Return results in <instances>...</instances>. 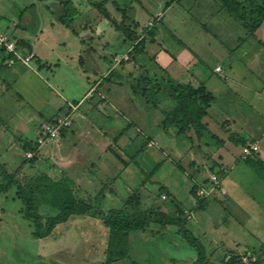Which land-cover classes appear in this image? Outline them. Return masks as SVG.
<instances>
[{
  "label": "rangeland",
  "instance_id": "rangeland-1",
  "mask_svg": "<svg viewBox=\"0 0 264 264\" xmlns=\"http://www.w3.org/2000/svg\"><path fill=\"white\" fill-rule=\"evenodd\" d=\"M9 2L14 4V14L22 16V23L24 14L30 16L34 11L40 16L47 26L44 34L58 42L61 56L79 51L87 73H79L68 59L54 72L36 71L38 76L30 72L17 83L10 79L3 82L0 77V163L23 181L43 171L59 176L62 171L53 163L55 152L51 151L61 152L52 147L61 133L49 138L42 128L50 123L47 119H71L67 115L70 106L80 103L79 112L89 119L74 118L76 131L71 138L79 144L90 140L92 153L86 154L91 159L100 154L107 170L90 185L74 184L78 198L99 203L105 211L120 208L135 190L142 194L145 206L159 204L168 212L173 211L174 200L186 211V228L205 246L211 264H227L234 253L239 254L242 264L254 260L264 264V173L242 161L240 144L221 146L204 137L201 147L198 142L191 147L190 141L176 137L175 131H164L159 126L161 112L152 111L144 95L132 89V84L143 79L145 70L159 71V65L181 82L194 86L208 82L216 95L214 105L220 108L212 112V118L221 121L217 120L219 125L226 124L225 114L245 126L248 122L260 125L264 122V98H260L264 94V24L256 37L249 36L239 22L216 6V0ZM19 2L26 7L21 8ZM59 2L67 7L59 14L73 19L71 26L56 23L52 8ZM5 12L2 10L0 29L11 35L13 21ZM119 24L123 28L139 25L137 36L147 40L144 53L131 57L135 42L117 31ZM0 54L3 58V51ZM217 65L221 66L219 73L214 70ZM103 69L106 76L100 80ZM90 87L95 90L86 97ZM136 114L150 120L142 121ZM237 125L226 124L227 132L221 130L219 137L231 141L230 131ZM100 130L112 142L107 153ZM114 155L117 163L108 160ZM32 158L36 160L32 162ZM58 161L62 163L60 158ZM94 167L88 165L89 169ZM215 174L221 189L211 181ZM195 185L200 188L199 199L210 194L205 208H198L199 199L192 193ZM163 186L166 190L160 191ZM100 192H105L104 196ZM242 196L252 217L237 212L236 199L241 204ZM22 205L14 189L0 194V264H105L108 229L100 219L73 216L40 239L33 236L32 222L19 212ZM196 257L197 249L177 227L162 229L152 224L146 231L131 232L130 256L116 264H185Z\"/></svg>",
  "mask_w": 264,
  "mask_h": 264
},
{
  "label": "trees",
  "instance_id": "trees-1",
  "mask_svg": "<svg viewBox=\"0 0 264 264\" xmlns=\"http://www.w3.org/2000/svg\"><path fill=\"white\" fill-rule=\"evenodd\" d=\"M172 1L175 2V0ZM217 5H220V9L226 11L233 20L239 22L249 36L254 37L256 31L264 24V0H216ZM64 7L66 10L67 7ZM67 19L66 14L61 16V20L70 26L71 21H67ZM122 26L119 24L116 28L117 31L120 30L124 33L127 36V41L135 42L134 48L130 51V55L134 59L135 54L145 52L147 40L137 36L138 24L133 28L129 25L124 28ZM155 27L150 33L153 37L156 33ZM18 45L22 49L24 42L18 40ZM1 51L3 50L0 49ZM7 57L10 58L11 56L4 55L1 58L0 54V74L7 66ZM156 67L159 71L145 70L143 79L138 80L135 85L132 84V89L135 91L134 93L144 95L147 103L161 112L162 119L159 126L167 132L169 130L175 131L176 137L190 141L191 147L196 142L201 147L200 142L204 137L214 140L218 145H225L226 141L219 137V133L221 130L227 132L225 128L227 123L219 125L211 121L208 110L215 103L216 96L206 84L199 83L194 86L192 83L181 82L172 78L166 69L159 65ZM139 86L140 89H138ZM59 117L48 121L54 122ZM71 125L72 122L63 127L60 133H63ZM122 135L123 133L119 134L115 140ZM230 136L231 142L235 145L245 144L242 139H239V136L238 138L235 134ZM207 144L210 142L208 141ZM24 148H28V146ZM139 151H142V148ZM35 160L36 158L31 159L32 162ZM245 161L256 170L258 169L259 174L264 173L262 160H254L251 155H247ZM223 172L226 173V170L223 169ZM153 173L154 170L147 173V178L152 177ZM13 189L16 199H19L23 204L19 212L24 218L32 222L34 226L33 236L36 238L48 237L58 224L68 221L73 216L94 217L100 219L108 229L105 264H116L130 256L131 232L146 231L152 224H156L162 229L175 226L178 233L183 235L197 249L196 259L187 261L185 264H211L205 246L186 228V223L189 220L186 211L174 200L173 211L168 212L159 204L150 203L145 206L142 194L135 190L124 200L120 208L105 211L99 203L92 204L78 198L74 190L73 180L64 172L60 173L59 176H51L43 171L40 175L30 176L23 181L19 179L17 173L9 171L5 164L0 163V194H6ZM164 190H166L165 187H161L160 191ZM199 192L200 188L195 185L192 193L198 199L200 198ZM100 193L102 194L100 196L105 194V192ZM167 193L169 194V191ZM209 195L199 199L198 208L207 206V196ZM155 232L159 233L160 231ZM227 264H242L241 257L234 253ZM250 264H263V262L259 263V260H254Z\"/></svg>",
  "mask_w": 264,
  "mask_h": 264
},
{
  "label": "crops",
  "instance_id": "crops-1",
  "mask_svg": "<svg viewBox=\"0 0 264 264\" xmlns=\"http://www.w3.org/2000/svg\"><path fill=\"white\" fill-rule=\"evenodd\" d=\"M19 4H21V3L19 2ZM55 5L57 8L56 7L52 8V11L54 13L56 23L57 22L58 23L59 22L64 23L61 20V16H63L64 13L60 15L59 12L61 10L62 11L64 10L65 5H63L61 2H59V4L55 3ZM20 6H21V8L26 7V5L24 3L21 4ZM13 7H14V4H11L10 2L8 3V0H0V17H2V10H6L5 13L7 15L4 14V16L7 18H11L12 19L11 21H13V25H12V26H14L13 33L11 35H9V34H7V35H9L11 37H15L17 40L23 41L24 42V45L22 48L23 53L24 54H31L33 56L28 61H26V60H15L13 63H10V60L7 57V59H6L7 66L6 67L9 69H12V71L6 72L5 69H3L1 71V78H2L3 82L4 81L6 82L7 79H10L14 83H17L21 79H23L24 76L29 75L30 72H31V74L34 73L36 76H38L36 71L41 72L44 69H50L52 72H54L56 70V67L59 66L61 63H63L64 60H66V64H67L68 59L71 62H73V67L74 68L76 67L77 70L79 71V73H83V74L87 73V69L82 64L83 59H81V54L79 51L77 53H75L73 56H68V55L61 56L60 55V53L57 50L59 47V46H57L58 42H54V40H53L54 37L49 36V38H48L47 35L44 34L45 30L47 29V26L45 24H42L41 18L38 14H35L34 11L29 13L30 16H27L26 14H24L23 16H24L25 22L22 23V21H21L22 16L19 17V15L17 13L14 14ZM16 10L18 11L17 7H16ZM69 19H70V21H73V19H71V18H69ZM69 19H67V21ZM54 22H51V23H54ZM119 46L121 47L123 45H119ZM119 53L120 52H117V54H119ZM4 55H6V54L4 53ZM33 64H35V65H33ZM80 64H81V66L79 68ZM53 66L55 67V69H53L54 68ZM218 67H220V70H217ZM214 70H215V72L219 73L218 71H221V66L217 65ZM101 71L103 72L102 73L103 76L100 80H102L106 76L105 75L106 72L104 71V69ZM205 84L207 86L208 82ZM60 86L62 87V85H60ZM29 87L31 88V86H29ZM94 90H95L94 87H90V89H88L87 94L85 96L87 97L89 95V93L94 91ZM212 93L214 94V92H212ZM100 94L102 95V93H100ZM260 98H264L263 93L260 94ZM63 100L65 101L66 99H63ZM248 101H249V99H248ZM214 104L215 103H213V105L209 108V110H208L209 114L208 115L214 124H218L217 120L219 122H221V121L218 118H216V119L212 118L213 117L212 112L216 111L215 109L219 108V107L215 106ZM79 105H80V103H78L74 106H70V112L67 115H69L70 117L72 116L71 117L72 125L69 128L65 129L63 131V133L61 132L60 137L55 139L56 141L54 140L52 142V144H53L52 147H54L55 150H60L61 152L58 153V152L54 151V149H53V151H51V152H53V153L55 152V154H52L53 156H55V159L53 162L52 157H51V160L54 164L57 165V167L59 169H61L62 172L70 175V178H72L74 184L77 183V184H84V185L89 184L90 185L92 182H96L97 178L103 176L102 172L107 170V167L106 166L104 167V165L102 164L103 157L100 154H97V156H98L97 158L93 156L92 159L86 154V152L87 153L91 152L90 151L91 147L89 146V145H91L90 140H88L87 142L82 141L79 144V143H76L71 138V136H72L71 133L76 131V129H73L74 123H75L74 118H77V115H79V117L82 120H88L89 119L84 113L79 112ZM148 105H150V104L148 103ZM249 106H252L251 101L249 103ZM149 107H151L152 111H154V108L152 106H149ZM135 116L137 118H139L140 120L145 121V122L150 120L149 117L140 116L139 114H136ZM225 116H226V123L228 124V126H229V123H230V126L238 124L237 126H235V131H230L229 135L235 134V136L237 135L236 136L237 138L239 136V139H242L244 141L245 144L241 145L242 146V155H241L242 161H245V158H246L245 149H250L252 146H258V150L257 151L252 150L249 155H251V157L254 160L259 159V160H262L264 162V122L260 125L258 123L252 124V123L248 122L247 126H245L242 123H237L236 118L230 119L228 114L227 115L225 114ZM227 119L229 120V123H228ZM47 120H50V119H47ZM160 120H161V118H160ZM152 122H154V121H152ZM239 125H241V126L239 127ZM227 129L230 130V127H227ZM100 132H101V135L105 141L104 142L105 146H104L103 151H104V153H107L106 149H108L109 145H111L112 142L109 141L108 137L106 138V135L102 132V130H100ZM228 142L231 143V141L227 140V142L225 144H227ZM68 146H72L73 148L68 147ZM235 146H237V145H235ZM64 147H66V149H64ZM87 147H88V149H87ZM80 148H82V149H80ZM57 155L59 156L62 163H60L58 161L59 158H57L58 157ZM116 157L117 156L114 155L113 157L108 158V160H110V161L114 160L115 163H117ZM234 160H236V159H234ZM114 161H113V163H114ZM93 164L95 165V167L93 169L90 168V169H92V170H90L88 168V165L90 166ZM96 169H99L100 171L96 172ZM109 175H112V174H109ZM236 185H239V184L236 182ZM245 193L247 194L246 191H243V194H245ZM234 198H237V197H234ZM244 200L245 199L242 196V201L240 204L239 201L236 199V201H237L236 206L238 207L237 212H239L241 216L242 215H245V216L248 215L247 217H252L253 216L252 210L250 211V208L245 203H243ZM237 217H239V216H237Z\"/></svg>",
  "mask_w": 264,
  "mask_h": 264
},
{
  "label": "built area",
  "instance_id": "built-area-1",
  "mask_svg": "<svg viewBox=\"0 0 264 264\" xmlns=\"http://www.w3.org/2000/svg\"><path fill=\"white\" fill-rule=\"evenodd\" d=\"M0 49L4 51L9 58L10 63H13L15 60H25L28 61L32 58L31 54H24L20 46L18 45V40L15 37L7 35L2 29H0ZM72 120L66 117H59L56 121L47 123L43 127V134L49 138L56 137L61 129L65 126L70 125ZM258 150V146H252L250 149H245L246 156L250 152ZM211 181L213 182L215 188L221 189L220 178L217 174L211 176ZM213 187V189H215ZM205 191H207L205 189ZM202 192V191H201Z\"/></svg>",
  "mask_w": 264,
  "mask_h": 264
}]
</instances>
